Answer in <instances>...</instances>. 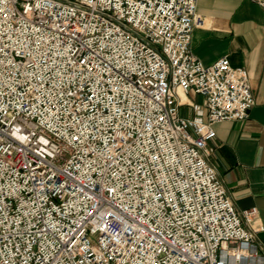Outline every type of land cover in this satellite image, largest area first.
I'll return each instance as SVG.
<instances>
[{
  "label": "built area",
  "instance_id": "2783aa9c",
  "mask_svg": "<svg viewBox=\"0 0 264 264\" xmlns=\"http://www.w3.org/2000/svg\"><path fill=\"white\" fill-rule=\"evenodd\" d=\"M197 7L0 0V264H264L210 160L249 75L194 55Z\"/></svg>",
  "mask_w": 264,
  "mask_h": 264
},
{
  "label": "crops",
  "instance_id": "0c3cea01",
  "mask_svg": "<svg viewBox=\"0 0 264 264\" xmlns=\"http://www.w3.org/2000/svg\"><path fill=\"white\" fill-rule=\"evenodd\" d=\"M205 18L194 29L192 51L205 65L223 57L247 70L255 104L243 121L215 125L210 160L237 209L256 207L254 228L264 246V11L254 0H198ZM190 100L201 102L192 94Z\"/></svg>",
  "mask_w": 264,
  "mask_h": 264
}]
</instances>
